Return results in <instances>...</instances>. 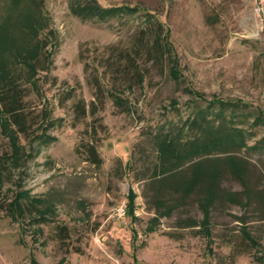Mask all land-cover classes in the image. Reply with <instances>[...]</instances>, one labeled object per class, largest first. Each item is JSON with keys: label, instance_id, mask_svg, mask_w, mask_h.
Listing matches in <instances>:
<instances>
[{"label": "rangeland", "instance_id": "rangeland-1", "mask_svg": "<svg viewBox=\"0 0 264 264\" xmlns=\"http://www.w3.org/2000/svg\"><path fill=\"white\" fill-rule=\"evenodd\" d=\"M72 1L39 0L35 74L5 55L24 125L0 124V264H264V206L250 197L264 189V124L254 121L264 118V0H93L138 8L105 20L77 16ZM157 24L173 59L135 53ZM216 99L244 109L238 155L250 171L224 174L221 187L246 195L204 212L196 194L165 192L177 206L156 211L151 133L171 124L190 137L181 123L193 105ZM129 191L134 210L117 217ZM18 192L22 213L11 208Z\"/></svg>", "mask_w": 264, "mask_h": 264}, {"label": "trees", "instance_id": "trees-1", "mask_svg": "<svg viewBox=\"0 0 264 264\" xmlns=\"http://www.w3.org/2000/svg\"><path fill=\"white\" fill-rule=\"evenodd\" d=\"M5 4L9 14L7 20L0 23V124L4 129L14 128L17 134L24 125L21 120L22 95L15 78L8 74L5 55L9 53V58L14 59L13 64L23 63L29 76L35 74L31 59L42 52L43 40L39 35L47 21L41 12L39 0H6ZM71 10L80 17L105 20L122 14H133L138 8L129 5L101 7L93 0H73ZM146 14L149 15L148 12ZM145 33L147 42L141 43L135 53L140 56L144 53L153 60L164 57L173 59L171 45L167 40L168 33H164L160 24L149 26ZM13 45H16V54L10 51ZM193 106L191 116L181 123V126L187 127L190 137L182 138V130L174 129L171 124L159 125L151 133L156 150V162L150 173L151 183L155 184L152 203L156 211L164 207L169 212L177 206L175 202L174 206L168 204L162 197L165 192L181 200L196 194L198 206L204 212L210 210L218 200L236 202L240 193L245 194V190L226 192L221 187L224 174L234 177L239 172L250 171L249 160L238 155V151L245 146L247 133L236 125L238 117L244 112L243 106L223 99L213 100L204 106ZM254 121L264 124V118L259 114L254 117ZM23 195L18 192L11 203V208L17 213L23 212L20 202ZM250 197L252 202L264 206V189H253ZM133 198L134 194L129 191L126 211L130 214L134 210ZM40 202L35 199L29 201L32 206ZM37 211L39 216L45 213L44 209ZM182 224L192 227L197 225V221L186 218Z\"/></svg>", "mask_w": 264, "mask_h": 264}, {"label": "built area", "instance_id": "built-area-1", "mask_svg": "<svg viewBox=\"0 0 264 264\" xmlns=\"http://www.w3.org/2000/svg\"><path fill=\"white\" fill-rule=\"evenodd\" d=\"M259 2L261 3L263 2V0H259ZM125 210H126L125 204H122L116 208L115 215L117 217H123L125 214Z\"/></svg>", "mask_w": 264, "mask_h": 264}]
</instances>
